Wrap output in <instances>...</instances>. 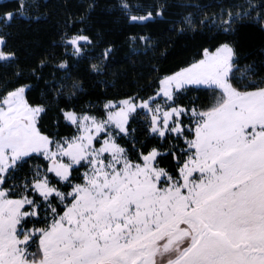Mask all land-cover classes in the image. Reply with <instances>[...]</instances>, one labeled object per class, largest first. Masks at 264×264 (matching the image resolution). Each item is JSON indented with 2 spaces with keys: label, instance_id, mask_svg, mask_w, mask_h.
<instances>
[{
  "label": "snow or ice",
  "instance_id": "1",
  "mask_svg": "<svg viewBox=\"0 0 264 264\" xmlns=\"http://www.w3.org/2000/svg\"><path fill=\"white\" fill-rule=\"evenodd\" d=\"M15 2L0 10V70L15 80L0 85V264H264V62L241 67L238 41L244 24L264 37V0L185 15L177 36L208 29L216 42L150 95L82 108L79 79L31 101L29 80L53 62L71 68L50 54L26 74L8 30L39 4ZM113 7L133 25L167 15V5L134 0ZM100 8L82 0L69 12L59 43L71 56L86 58L103 38L89 34ZM114 51L106 46L91 70L103 74Z\"/></svg>",
  "mask_w": 264,
  "mask_h": 264
},
{
  "label": "trees",
  "instance_id": "2",
  "mask_svg": "<svg viewBox=\"0 0 264 264\" xmlns=\"http://www.w3.org/2000/svg\"><path fill=\"white\" fill-rule=\"evenodd\" d=\"M38 9L30 15L33 19L21 18L13 28L8 31L12 39L10 46H14L21 53V63L27 71L39 64L42 58L50 54L58 59L68 58L71 71H55V62L51 67L43 70V79L29 80L35 84V90L30 93L32 102L52 100L60 85L70 87L77 79L83 82L84 92L74 102L82 108L88 101L93 103L103 102L106 98H124L127 95H135L140 91L144 95H150L154 86H158L160 76L171 71L178 70L195 59L205 46H212L216 41L214 37L218 33L204 29L183 36H177L174 25L178 24L185 15H193L196 18L211 16L221 6H231L239 0H134L144 8L167 5L166 18L149 22L147 25L130 24L122 14L113 6L118 0H99L100 10L94 18L95 27L89 34L95 36L98 31H103L101 40L97 46L86 49V58L77 59L71 56V48L65 51L59 43L62 33L65 31L64 23L68 20L70 11H78L82 0H36ZM86 2V0H83ZM183 4L185 7H178ZM12 10L16 7L15 0L0 1V10L3 8ZM203 9V11H201ZM39 16V21L34 17ZM77 30H79L77 28ZM136 36L133 44L130 37ZM140 36H149L154 44L145 48ZM241 52V67L255 62L259 65L264 62V37L258 27L252 24H244L240 27L238 37ZM113 45L114 54L106 64L103 74H96L91 70L93 63H98L106 46ZM167 48V56L162 55ZM157 69L159 71H157ZM69 77H71L69 79ZM14 79H6V73L0 70V85L14 84ZM0 87V91H2ZM197 95L193 94V97ZM64 101H68L67 95ZM184 104L189 100L185 99ZM55 112L45 122V129H49L55 123Z\"/></svg>",
  "mask_w": 264,
  "mask_h": 264
},
{
  "label": "rangeland",
  "instance_id": "3",
  "mask_svg": "<svg viewBox=\"0 0 264 264\" xmlns=\"http://www.w3.org/2000/svg\"><path fill=\"white\" fill-rule=\"evenodd\" d=\"M0 1H3V0H0Z\"/></svg>",
  "mask_w": 264,
  "mask_h": 264
}]
</instances>
